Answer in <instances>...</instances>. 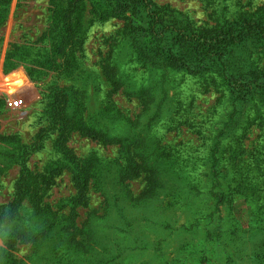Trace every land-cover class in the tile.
Returning <instances> with one entry per match:
<instances>
[{
    "label": "rangeland",
    "instance_id": "1",
    "mask_svg": "<svg viewBox=\"0 0 264 264\" xmlns=\"http://www.w3.org/2000/svg\"><path fill=\"white\" fill-rule=\"evenodd\" d=\"M154 3L195 29H211L264 11V0ZM67 11L72 12L73 42L64 33L65 19L60 18ZM124 26L125 20L112 15L103 0H0V206L14 201L25 170L44 172L52 163L66 160L45 199L53 211L72 214L63 218L64 224H71L77 214V223L91 221L103 237L97 243L103 251L94 250L90 240L87 246H64L69 249L59 257L48 247L39 251L31 243L11 250L5 243L8 229L3 228L0 264L35 260L40 264L76 260L80 264H255L248 258L239 257L234 263L228 259L231 247L245 246L232 238L229 229L236 225L249 229L264 211V100L241 105L231 101L223 87L198 77L144 67L124 36ZM246 47L242 53L254 52L252 59L264 69V48L255 42ZM105 66L119 70L123 86L113 84ZM59 95L74 100V111L86 127L104 128L117 137L132 136L136 139L132 147L143 151L147 146L154 155H172L179 164L185 163L188 181L197 190L167 196L158 188L150 194L147 173L127 185L119 184L118 170L126 161L130 141L126 147L103 144L74 131L61 151V132L52 113ZM231 147L243 152L245 162L237 164L243 171L248 169L251 178L228 173L224 185L233 184V189L231 208H226L216 204L210 193L212 181L203 173L212 166L210 155L227 150L228 157ZM257 149L260 167L254 166L256 159L252 161ZM68 153L75 160L69 161ZM227 157L222 164L234 169L237 164L228 163ZM89 160L99 162L101 176L83 194L75 185L82 169L76 164ZM34 205L32 199L22 202L26 220L35 214ZM122 216L127 224H121L122 229L113 227L116 220L124 223ZM109 247L122 256L117 260L109 256ZM240 249L243 258L249 254L248 247ZM43 252L48 254L41 260Z\"/></svg>",
    "mask_w": 264,
    "mask_h": 264
},
{
    "label": "trees",
    "instance_id": "2",
    "mask_svg": "<svg viewBox=\"0 0 264 264\" xmlns=\"http://www.w3.org/2000/svg\"><path fill=\"white\" fill-rule=\"evenodd\" d=\"M103 1L112 11V15L125 20L124 36L130 40L138 61L143 63L144 67L173 69L198 77L202 82L212 83L215 87H223L227 97L241 105L247 104L253 99L264 100V69L258 65L255 59H252L254 52L242 53L245 46L250 49L254 42L257 46L261 45L264 48V11L255 13L248 19L220 23L211 29H195L191 25L175 19L173 11L168 12L164 7H157L154 0ZM71 14V11H67L60 18L65 19L63 21L64 33L71 39L70 42H73L75 28L72 19H70ZM105 69V73L111 78L114 85L123 86L122 75L118 69L110 66H105ZM124 91L135 94L127 89ZM65 97L66 95H59L52 103L55 124L58 125L61 132L60 139H58L61 151L63 148L66 149L65 142L69 140L74 131L103 144L117 143L126 147V141H130L131 145L126 147V161L118 170L117 181L119 184L122 185L140 178L144 173H147L150 194L157 192L158 188L163 189L164 195L167 196H174L177 192L185 189L189 191L195 189L196 186L192 187L188 181L190 173L186 169L185 163L179 164L172 155H154L147 146L142 147L143 151H140L136 146L132 147L136 143V139L132 136L117 137L111 135L110 130L104 128L86 127V123L79 119L74 111V100L69 101ZM237 125L236 122L235 126ZM238 150L237 147H231L228 157L226 156L227 150L222 155L217 153L210 155L208 165L212 164V166L203 173V176L207 175L212 181L213 187L210 193L216 200V204L226 205V208H231L229 192L233 189V184L232 186L224 185V182L229 179L228 173L232 171L237 177L251 178L250 171L248 169L243 171V168L237 164L245 162L241 156L243 152ZM254 152L252 161L256 159L258 164L254 166L260 167L262 161L257 157L261 151L257 149ZM226 157L228 163L237 164L234 169L229 165L222 164V160ZM68 158L69 161L75 160L69 153ZM65 161L59 160L52 163L44 172L35 173L25 170L17 182L14 201L0 206V230L8 229L5 243L11 250L18 249V245L31 243L39 251L48 247V250L51 249L54 252V256L61 257L63 252L69 249L64 246L70 243H84L87 246L90 240H93L91 244L95 243L94 250L103 251L98 245L101 244L100 239L103 237L93 230L91 221L80 225L75 220L76 214L72 217L71 224H64L63 218L66 216L69 218L72 212L70 211L71 215H68L64 212L53 211L45 199V195L52 188L57 176L60 175L59 173L62 172L61 167ZM76 165L82 169H78L75 185L79 188V192L88 193L94 180L99 179V175L101 176L99 162L89 160ZM202 170H205V167ZM215 185L217 186L215 187ZM250 187L252 188V186ZM25 199H32L35 203V214L27 220L21 212V205ZM106 214L108 213H104V216ZM257 217L249 229L237 225V227L235 225V227H230L232 238L245 245L244 247H238V245L235 249L231 247L230 256L227 255L228 253L226 255L232 263L236 260L239 261L240 258L256 260L255 264H262L264 261V211L260 212ZM123 219L124 223H119L118 220L114 221L113 227L122 229L121 224H127L125 217L122 216ZM220 234L222 233L220 232ZM76 237L79 239L76 240ZM219 238L226 241L221 235ZM114 245L119 246L118 243H114ZM245 247L249 248V254L243 255L245 256L243 258L240 248L247 250ZM92 250L89 249V251ZM44 252L39 256L41 260L46 259L48 254ZM203 254H206V251ZM108 255L117 260L122 256V252L109 247ZM117 263L119 262L117 261ZM33 264L40 263L35 260ZM57 264L80 263L79 260H76L75 262H59ZM81 264L83 263L81 262Z\"/></svg>",
    "mask_w": 264,
    "mask_h": 264
}]
</instances>
